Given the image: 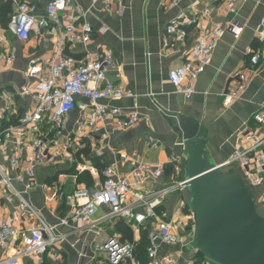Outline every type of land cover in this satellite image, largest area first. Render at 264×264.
<instances>
[{
    "label": "built area",
    "instance_id": "obj_1",
    "mask_svg": "<svg viewBox=\"0 0 264 264\" xmlns=\"http://www.w3.org/2000/svg\"><path fill=\"white\" fill-rule=\"evenodd\" d=\"M35 1L41 0H13L16 9L10 30L23 43L34 36H49L55 39L54 51L50 58L32 62L25 72L27 83L24 86L15 88L13 92L7 88L0 89L4 103L0 106V197L15 205V212L11 216L3 218L0 215V244L14 239L22 247L18 255L5 257L0 264H21V257H30L37 264H46L45 256L59 244L60 237L55 235L54 228L42 219L28 199V193L35 185L36 166L54 162L71 163L87 147L86 141L96 139L106 125H110L112 132H117L135 127L139 122L135 112L102 104L103 101L134 98V94L122 83L121 71L111 52L89 51L94 30L88 23L75 24L72 14L80 11L74 10V1L47 0L43 13ZM123 1L96 0L105 13H112L114 7L123 12ZM219 1H223L228 12L235 13L238 2L249 0ZM179 2L165 0L164 6H174ZM213 10L204 8L198 19H188L182 13L166 29L168 36L175 35L183 41L188 35L187 28L202 24L185 63L169 73L170 83L186 98L194 94L195 83L210 66L224 34L230 32L239 37L243 30L235 23L226 29L220 22H213ZM67 15L70 20L68 24L64 22ZM256 40L257 46L246 51V60L240 69L230 75L222 95L226 108L248 92L257 68L264 64V19ZM68 45L82 46L84 57L75 59L68 56ZM12 61L13 57L0 55V63ZM110 75H113L114 81L110 80ZM78 99L86 100L89 104H81ZM22 100H32L34 105L22 112L17 106V102ZM76 110L80 111L76 129L69 132V118ZM253 120L259 126L264 124V106ZM240 140L251 146L236 151L224 166L227 168L238 163L244 180L257 192L264 183V134L260 136L244 129ZM127 158L120 154L114 164L103 170V180L97 181L93 188H77L72 193L68 198L71 216L62 219L61 225L93 227L91 217L101 208L109 209L111 218L124 221L136 232L152 220L146 246V264H179L176 249H185L193 240L196 227L195 216L187 206L189 181L180 177L183 174L181 161L175 156L170 157L175 181L159 189H151L156 183H161L165 166L140 164L137 159H132L130 171L121 175L116 168L118 159L125 161ZM6 163L16 173L14 179L9 175ZM84 169L85 166L82 167ZM89 170L92 173L96 171L94 168ZM175 194L183 195L184 200L169 213L164 207ZM257 202L264 216V194L257 198ZM137 243L112 238L99 245L98 250L106 252L108 264H142L135 255ZM202 264L210 262L204 259Z\"/></svg>",
    "mask_w": 264,
    "mask_h": 264
},
{
    "label": "crops",
    "instance_id": "obj_2",
    "mask_svg": "<svg viewBox=\"0 0 264 264\" xmlns=\"http://www.w3.org/2000/svg\"><path fill=\"white\" fill-rule=\"evenodd\" d=\"M22 1V0H19ZM47 0L35 1L40 12L45 10ZM74 10L71 14L76 23H88L94 30L90 52L109 51L112 53L122 74V83L133 94L134 98H125L115 102L103 101L102 104L117 106L125 112H135L139 122L130 129L112 132L106 125L93 141H86L91 155L78 157L73 162H54L38 165L35 168V185L28 193L31 204L40 213L42 219L54 228L55 235L60 237L59 244L45 256L46 264H108V255L98 250V246L117 238L122 242H138L144 238L148 241L152 220L139 232L120 219L110 217L107 208L99 209L92 217L94 225H61L62 219L71 216L68 198L77 188L87 187L79 178L89 173L93 184L102 180V171L120 154L126 155L125 161L118 159L116 166L121 175L130 171V161L137 159L140 164L165 166L161 183L151 189L175 181L170 157L180 159L184 166L185 158L181 153V140L174 132V115L182 114L199 121L210 157L216 165L229 162L236 151L248 149L251 144L242 143L240 136L244 129L264 134V124L255 123L254 116L264 106V64L257 68L248 92L231 107L223 105V94L228 86L232 73L240 69L246 60V51L257 46L256 34L264 19V0L238 2L236 12L227 11V6L219 0H180L177 5L166 7L165 0H124V10L116 7L112 13H105L96 0H73ZM11 5L7 26L0 24V55L13 57L10 63H0V89L24 86L27 81L25 72L35 60L50 58L54 51V40L49 36H34L27 43L19 41L10 30V23L16 6L13 0H0V3ZM195 5L193 8L192 6ZM204 8H213V22H220L224 27L232 23L243 27L239 37L226 32L213 54L210 66L200 76L190 98L179 94L169 81V73L180 68L190 55L199 29L202 26L187 28L188 35L181 41L177 36H168L166 29L170 22L180 14L188 19H198ZM70 14V15H71ZM69 15L64 22H70ZM82 46L70 47L66 54L75 59L84 57ZM110 80L114 81L113 75ZM0 106L4 103L1 100ZM79 103L89 104L78 99ZM32 100L17 102L20 111L32 108ZM80 111H74L69 118L68 131L76 129ZM152 141V142H151ZM94 160L98 164L94 163ZM85 169L82 170V167ZM11 178L16 173L6 163ZM104 167V168H103ZM95 169L92 173L89 169ZM228 168V167H227ZM234 169L240 168L230 167ZM241 169V168H240ZM233 170V169H230ZM183 178V174L180 175ZM264 179V173L262 174ZM184 179V178H183ZM21 188L22 185L18 184ZM58 189V190H57ZM264 194V183L257 191L258 197ZM183 195L175 194L166 201L165 210L171 213L179 207ZM15 212L14 203L0 197V215L8 218ZM124 229L131 233L132 241L125 239ZM178 248L179 264H196L197 253ZM21 244L14 239L0 244V260L18 255ZM164 250L165 249L164 247ZM21 264H37L30 257H21Z\"/></svg>",
    "mask_w": 264,
    "mask_h": 264
},
{
    "label": "water",
    "instance_id": "obj_3",
    "mask_svg": "<svg viewBox=\"0 0 264 264\" xmlns=\"http://www.w3.org/2000/svg\"><path fill=\"white\" fill-rule=\"evenodd\" d=\"M174 118L189 181L187 204L196 220L187 250L212 264H264V216L256 193L240 174L213 162L198 120Z\"/></svg>",
    "mask_w": 264,
    "mask_h": 264
},
{
    "label": "trees",
    "instance_id": "obj_4",
    "mask_svg": "<svg viewBox=\"0 0 264 264\" xmlns=\"http://www.w3.org/2000/svg\"><path fill=\"white\" fill-rule=\"evenodd\" d=\"M10 13H11V5L7 4V3H4V2L0 3V24L2 25V27H6L7 26V23L9 21L7 16ZM90 155H91V151L89 150V145H87V147L83 151H81L77 155V157H78L79 160L82 161L84 156L88 157ZM94 163L96 164V166H98V164L96 163L95 160H94ZM104 169H101V171L104 170ZM102 180H103V178H102ZM79 181L80 182H86L88 184L87 185L88 188H93L94 187L93 180H92V178H91V176L89 175L88 172L85 173L84 175H82L79 178ZM187 206H188V204H187ZM188 209H189V207H188ZM124 231H125L124 232L125 233L124 234L125 235V239H129L130 241H132L131 233L127 232L125 229H124ZM147 244H148V241L144 238V240L140 244H137L136 247H135L136 258L142 264H146L147 263V256H146V246H147ZM203 261H204L203 256L198 253L195 263L196 264H202Z\"/></svg>",
    "mask_w": 264,
    "mask_h": 264
},
{
    "label": "rangeland",
    "instance_id": "obj_5",
    "mask_svg": "<svg viewBox=\"0 0 264 264\" xmlns=\"http://www.w3.org/2000/svg\"><path fill=\"white\" fill-rule=\"evenodd\" d=\"M237 165H239L238 163H234V164H232V165H230V166H228V168H226V169H224V170H230V169H233V171L234 172H237L238 174H240L242 177H243V172H242V169H240V168H238L237 170L236 169H234V168H230V167H236ZM255 193H256V195H257V192H256V190L254 191ZM257 198H258V196H257ZM258 209H259V212L260 213H262V210H261V206L258 204ZM263 214V213H262ZM210 264H212V263H210Z\"/></svg>",
    "mask_w": 264,
    "mask_h": 264
}]
</instances>
